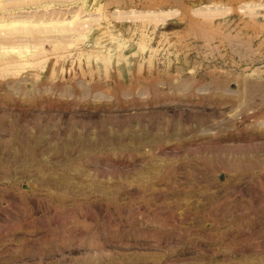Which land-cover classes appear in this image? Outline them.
I'll return each mask as SVG.
<instances>
[{
	"label": "rangeland",
	"instance_id": "obj_1",
	"mask_svg": "<svg viewBox=\"0 0 264 264\" xmlns=\"http://www.w3.org/2000/svg\"><path fill=\"white\" fill-rule=\"evenodd\" d=\"M184 1L0 0V264H264V0Z\"/></svg>",
	"mask_w": 264,
	"mask_h": 264
},
{
	"label": "crops",
	"instance_id": "obj_2",
	"mask_svg": "<svg viewBox=\"0 0 264 264\" xmlns=\"http://www.w3.org/2000/svg\"><path fill=\"white\" fill-rule=\"evenodd\" d=\"M213 0H203V1H201V3H203L205 6H207V7H209V6H212L211 5V2H212ZM177 2H178V4H181V5H177V6H174V7H183L184 5H182V4H184L185 3V1L184 0H177ZM227 0H218V3H219V7H221V8H227L228 7V5H227Z\"/></svg>",
	"mask_w": 264,
	"mask_h": 264
},
{
	"label": "bare ground",
	"instance_id": "obj_3",
	"mask_svg": "<svg viewBox=\"0 0 264 264\" xmlns=\"http://www.w3.org/2000/svg\"><path fill=\"white\" fill-rule=\"evenodd\" d=\"M13 50H14V48H13ZM18 53V52H17Z\"/></svg>",
	"mask_w": 264,
	"mask_h": 264
}]
</instances>
